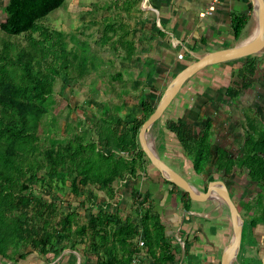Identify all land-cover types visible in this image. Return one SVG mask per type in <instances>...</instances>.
Returning <instances> with one entry per match:
<instances>
[{
	"label": "trees",
	"instance_id": "1",
	"mask_svg": "<svg viewBox=\"0 0 264 264\" xmlns=\"http://www.w3.org/2000/svg\"><path fill=\"white\" fill-rule=\"evenodd\" d=\"M63 2L7 0L0 31L8 35L29 32L35 22L58 9ZM250 11L251 8L245 13L231 15L234 40L240 38ZM159 34L163 35L162 31ZM107 38L111 37L106 35ZM124 40L126 53L122 58L130 60L135 42ZM260 58H263L262 54L249 55L201 69L186 81L160 117L164 120L165 134L172 135L179 145L178 150L170 148L175 153L171 156L172 161L161 158L170 167L176 162V155L184 160L183 166L188 170L183 174L187 180L196 181L197 185L201 181L205 191L209 181L244 172L258 188L253 202L243 203L247 215L241 213L236 204L242 216V242L252 235L253 228L264 224V121H260L258 114H244L246 125L242 129L241 151L232 154L216 143L210 121L195 131L179 118V114L169 111L189 83L202 92L205 87L223 83L233 97L245 95L254 84ZM195 60L186 61L181 69ZM32 61L31 55L10 59L11 64L22 70L26 84L21 85L13 74L0 78V259L15 264L36 255L48 260L61 252L59 242H69L72 234L80 237L90 234L96 238L90 240L88 247L94 254L95 264H134L133 259L141 249L135 243L138 238L143 239L142 248L152 257L153 264H174L176 248L172 243H176V238L166 237L165 224L147 202V195L132 193L131 203L137 208L136 215H127L121 220L109 209L100 207L80 224L75 210L62 212L54 201L33 194L35 186L42 190L69 187L77 195L80 185H93L104 188L107 196L113 198L114 182L135 177L148 166L164 181L183 190L163 178L150 164L137 137L142 123L131 124L119 131L117 126L121 120L115 112L105 114L95 122L96 141L84 143L82 135H76L73 141L41 149L39 131L42 117L48 113L45 102L51 87L44 74L35 73ZM139 100L144 121L154 107L142 97ZM167 146L170 147L167 143L162 145L163 148ZM67 181H70L69 186ZM183 194L182 207L190 210V204L195 201L188 193L183 191ZM80 242L84 241L80 238ZM184 243L186 247L187 242Z\"/></svg>",
	"mask_w": 264,
	"mask_h": 264
},
{
	"label": "rangeland",
	"instance_id": "2",
	"mask_svg": "<svg viewBox=\"0 0 264 264\" xmlns=\"http://www.w3.org/2000/svg\"><path fill=\"white\" fill-rule=\"evenodd\" d=\"M6 3L7 0H0V22L5 18ZM149 6L148 0H64L58 9L35 22L29 32L8 35L0 31V78L13 74L21 85L26 84L22 70L11 64L10 59L31 55L35 73L44 74L50 82L51 93L45 102L48 113L42 117L39 131L41 149L73 141L76 135H82L84 143L96 141L94 124L105 114L115 112L120 116L119 131L131 124L142 123L140 97L156 106L160 90L155 92L156 88L151 89L143 82L137 84L135 81L139 79L130 72V61L122 58L126 53L124 39L136 40L140 35V20L147 11L149 15H156ZM249 30L250 22H247L240 39ZM106 35L111 38L105 39ZM262 55L254 84L245 95L233 97L232 92L220 87L215 93H209L216 104H208L198 111L197 120L201 115L212 118L216 143L232 154L241 151L242 129L246 125L244 114H258L260 121H264V53ZM236 65L237 62L233 63ZM186 113L187 119L197 114L194 111ZM163 122L162 118L156 121L147 135L156 152L159 146V134L154 137L156 127L160 128L159 123ZM133 178L114 182L113 198L107 196L104 188L93 185H80L77 195L69 187L42 190L35 186L32 191L43 200L54 201L62 212L75 210L80 224L100 207L124 220L127 215L137 213L131 203ZM222 180L240 212L247 215L244 204L253 202L258 190L256 185L244 172L224 176ZM69 184L67 181L66 185ZM216 210L229 214L223 202ZM260 226L264 229V224ZM80 238L84 242H80ZM91 239L96 240L90 234L81 237L72 234L69 242L58 243L61 252L54 258L44 260L32 255L15 264H95L94 254L88 249ZM0 264L13 263L0 259Z\"/></svg>",
	"mask_w": 264,
	"mask_h": 264
},
{
	"label": "crops",
	"instance_id": "3",
	"mask_svg": "<svg viewBox=\"0 0 264 264\" xmlns=\"http://www.w3.org/2000/svg\"><path fill=\"white\" fill-rule=\"evenodd\" d=\"M148 2L156 15H149L147 11L146 16L140 20V35L134 40V55L128 61L130 72L133 71L139 79L135 82L137 84L143 82L151 89L156 88L155 92L160 90V93L186 61L234 45L240 38L234 40L232 36L231 15L252 9L251 0H220L212 11H208L210 0H148ZM250 15L253 13L249 12V22ZM153 21L156 22V27ZM159 31H162L163 35L159 34ZM245 37L241 38L239 43ZM180 53L183 54L182 58H178ZM220 87L226 88V85L222 83L205 87L202 92L195 84L189 83L169 112L179 114V118L184 120L191 130H198L200 123L204 124L207 121L213 125L214 122L209 115L207 118L201 115L200 120H197L200 115L198 111L208 107V104L211 106L216 104L214 96L209 93H215ZM186 111H194L197 114L194 118L187 119ZM159 126L164 128L161 123ZM160 128L156 127L157 132L154 136L156 138L159 134L157 153L161 160L163 158L172 161L171 156L175 153L171 149L178 150V142ZM152 131L155 132L154 129ZM214 136L217 139L216 133ZM164 143L170 147L163 148ZM176 158L171 168L179 171L178 173L185 178L183 172L188 168L187 166L184 168V160L178 159L177 155ZM150 167H146V171L135 176L133 178L135 180H130V192L147 195V202L152 204L153 210L160 215L165 224L166 237L176 238V243H172L176 248L174 264H222L223 254L232 240L230 215L224 210L217 211V202L214 200L195 201L190 204V210L184 209L183 191L164 181L158 172ZM190 183L199 191H203L201 181L200 185H197L196 181ZM263 231L260 224L252 229V235L241 241L240 250L232 264H264ZM138 239L135 240L136 244ZM142 247L134 257L136 264H153L154 260Z\"/></svg>",
	"mask_w": 264,
	"mask_h": 264
},
{
	"label": "water",
	"instance_id": "4",
	"mask_svg": "<svg viewBox=\"0 0 264 264\" xmlns=\"http://www.w3.org/2000/svg\"><path fill=\"white\" fill-rule=\"evenodd\" d=\"M256 1L259 3L256 16V34L244 43L236 42L230 47L199 55L196 57L195 61L186 65L183 69L177 72L170 83L163 90L151 114L142 122L137 136L139 145L149 158L150 164L160 172L163 178L170 181L184 192L188 193L189 197L193 201L214 200L217 202V207L220 202L225 204L230 213L232 240L223 254L222 264H232V262L236 260L237 254L240 250L242 230V216L235 202L230 196L226 183L222 179H215L208 182L205 191H199L180 173L173 170L160 159L156 150L152 148L147 135L149 128L153 125V123L160 119L163 112L180 91L182 86L195 73L213 64L222 63L249 55H260L264 53V0H251L252 12L254 10V3ZM250 20H252V15H250Z\"/></svg>",
	"mask_w": 264,
	"mask_h": 264
},
{
	"label": "bare ground",
	"instance_id": "5",
	"mask_svg": "<svg viewBox=\"0 0 264 264\" xmlns=\"http://www.w3.org/2000/svg\"><path fill=\"white\" fill-rule=\"evenodd\" d=\"M258 8H259V3L256 1L254 3V10H253V15H252V20L250 22L249 33L246 35V37L244 38V40L241 43H244V42L248 41L249 39H251L257 32L256 16H257Z\"/></svg>",
	"mask_w": 264,
	"mask_h": 264
},
{
	"label": "built area",
	"instance_id": "6",
	"mask_svg": "<svg viewBox=\"0 0 264 264\" xmlns=\"http://www.w3.org/2000/svg\"><path fill=\"white\" fill-rule=\"evenodd\" d=\"M220 0H210V4L208 6V11H212L214 10L215 6L217 5V3L219 2ZM183 57V54L180 53L178 54V58H182ZM122 182V181H121ZM138 245L139 246H144V241L142 238H139L138 239ZM133 263L136 264V259H133Z\"/></svg>",
	"mask_w": 264,
	"mask_h": 264
}]
</instances>
